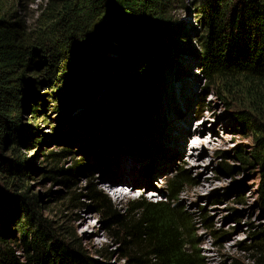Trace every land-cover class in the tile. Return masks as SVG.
<instances>
[{"label": "trees", "instance_id": "16d2710c", "mask_svg": "<svg viewBox=\"0 0 264 264\" xmlns=\"http://www.w3.org/2000/svg\"><path fill=\"white\" fill-rule=\"evenodd\" d=\"M193 1L204 33L198 56L203 75L225 99L239 95L246 104L234 120L252 146L237 150L236 158L258 172L262 224L245 264H264V0ZM181 5L46 0L29 26L10 0H0V264H104L68 227L42 215L41 199L29 186L33 160L21 150L55 143L59 152L43 155L46 178L66 187L80 175L93 176L87 163L58 168L72 145L102 167L125 150L150 159L158 85L179 51L172 12ZM44 126L55 137L44 135ZM187 183L180 172L161 201L140 198L118 210L94 187L82 191L118 241L125 264H206L194 248V220L177 206ZM236 195L244 196L243 190Z\"/></svg>", "mask_w": 264, "mask_h": 264}, {"label": "rangeland", "instance_id": "374dc122", "mask_svg": "<svg viewBox=\"0 0 264 264\" xmlns=\"http://www.w3.org/2000/svg\"><path fill=\"white\" fill-rule=\"evenodd\" d=\"M10 1L11 10L32 26L38 6L46 0H36L34 3ZM183 2L184 5L172 12L179 28L174 33V45L179 51L165 67L158 85L159 108L155 118H152L156 121V127L150 138L153 151L150 159L140 158L125 150L122 156L110 161L105 168L90 156L85 157V153L72 145L65 154L67 158L57 163L58 168L87 163L91 164L93 176L85 179L84 175H80L70 187H66L46 178L48 164L43 155L50 151L59 152L55 143H42L21 150L22 154L33 160L36 173L29 181V186L41 199L42 215L68 227L75 233L82 248L104 264L125 263L118 241L110 238L95 204L83 198L82 189L86 185L105 195L111 208L118 210L140 198L154 203L161 201L168 181L182 172L188 183L177 206L194 220L191 230L195 238L194 248L206 264L248 263L251 258L249 249L254 243L253 233L262 224L256 189L258 172L252 167L242 166L236 158L237 150L247 152L252 146L251 136L247 131L240 130L234 120L235 113L246 104L239 95L225 99L217 88L209 85L198 60L204 34L202 27L197 24L199 8H194L198 1ZM196 114L200 116L198 120L194 119ZM188 122L191 126H187ZM27 123L31 126V122ZM186 126L193 131L204 127L203 136L213 139L208 148L196 150V157L190 156L188 146L192 143L188 144L186 136L178 137L179 129H188ZM42 131L44 135L55 137L48 126H44ZM198 156L200 159L195 162L198 163L195 167L191 160ZM227 167L232 169L231 174L225 171ZM147 172L148 176L145 175ZM105 178L115 188L103 185L102 180ZM131 182L138 183L135 194L124 200L114 199L112 190L124 186V193L130 186L120 184L131 185ZM144 186L160 197L141 194ZM239 190H243L244 196L236 195ZM96 253L111 254L106 259V256H96Z\"/></svg>", "mask_w": 264, "mask_h": 264}, {"label": "bare ground", "instance_id": "6f19581e", "mask_svg": "<svg viewBox=\"0 0 264 264\" xmlns=\"http://www.w3.org/2000/svg\"><path fill=\"white\" fill-rule=\"evenodd\" d=\"M199 117L200 116L198 114H196L194 116V119L198 120ZM187 126H191L190 122L187 123ZM187 128L188 129H185V130L179 129L178 137H180L182 135L181 137L185 138V136H186L185 139L186 140L188 139V144H189V142L192 143V145L188 146V149L191 152L190 156L191 157H196V155H195L196 154V150H201L202 149V151H203L204 147L208 148L209 146L212 145L213 139L208 138V136H203V133L205 131L204 127L196 129L195 131H193V129H191L190 127H187ZM192 150H195V151L192 152ZM199 159L200 158L198 156L197 159L193 158V160H191V163H193V166L196 167V165H198V163H195V162H197V160L199 161ZM102 183H103V185H106V187H108L110 189L115 188L114 185L112 184V182L109 179H107V178L102 180ZM120 185H129L130 188H128V189L126 188L124 193H123L124 186L116 187L117 189L112 190V195L114 196V199H116V200H124L125 198H128V197L132 196L131 194H135V187H137L138 183L131 182V185L130 184L121 183ZM144 187H145V189H147L146 186H144Z\"/></svg>", "mask_w": 264, "mask_h": 264}]
</instances>
